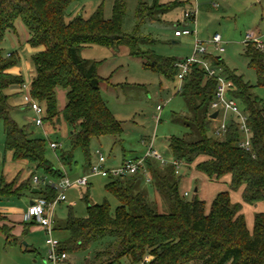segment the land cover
I'll return each mask as SVG.
<instances>
[{
	"label": "trees",
	"instance_id": "obj_1",
	"mask_svg": "<svg viewBox=\"0 0 264 264\" xmlns=\"http://www.w3.org/2000/svg\"><path fill=\"white\" fill-rule=\"evenodd\" d=\"M73 2L0 0V120L4 126V147L12 153L14 161H28L55 180L66 175L65 167L71 168L76 163V149H81L86 162L84 169L90 171L91 138L109 135L115 138V143L122 141V122L101 93L104 85L113 84L99 76L95 61L82 57L85 47L101 45L118 51L127 45L130 54L141 58L146 69L172 80L178 79L179 72L176 66L179 59L156 54L149 47L143 49L141 44L154 42L150 36L123 32V0H116L111 19L105 18L102 8L89 17L78 15L67 19ZM191 4V0H157L151 6L141 3L137 15L142 22L161 21L160 17L169 11ZM17 20L28 32L27 43L35 48L30 89L45 107L43 125L57 127L62 116L71 127L68 148H60L59 143L52 148L62 167L48 158L47 139L31 136L11 115L10 97L21 89L24 79L10 71L20 62L19 52L5 51L1 44L7 33L18 36ZM243 53L256 73V85L224 66L221 56L215 55L213 59L229 83V96L247 116L250 148L240 145L241 122L236 113L227 114L224 134L215 133L211 104L217 80L200 64H192L177 89L187 111L173 116V121L184 125L187 131L182 137L172 135L168 139L173 160L180 162L178 173L172 162L162 164L156 157L145 156L144 168L150 182L142 169L131 176L108 177L104 187L118 200L115 209L107 199L92 203L88 189L82 194L87 204L86 216H77L69 206L61 227L55 215L54 230L63 228L68 233L65 240L57 241L59 251L69 254L86 250L93 243L108 239L100 242L102 248L82 264H122L123 259L125 264H264V212L255 214L250 230L241 212L242 202H234L229 191L218 192L207 211L205 201L197 194L188 199L179 188L181 168H194L210 181L228 175L231 188L242 187L245 203L264 200V99L255 92L256 87L264 89V48H257L251 40L244 44ZM58 88L66 90L67 100L62 109L58 107ZM200 157L205 159L197 161ZM123 158L127 159L125 154ZM34 175L35 172L17 189H13L15 181L7 183L1 177L0 196L30 192L37 198L54 200L58 191L50 185L39 188L33 183ZM35 187L39 192L33 191ZM148 187L153 190V199ZM28 222L39 224L35 220Z\"/></svg>",
	"mask_w": 264,
	"mask_h": 264
},
{
	"label": "rangeland",
	"instance_id": "obj_2",
	"mask_svg": "<svg viewBox=\"0 0 264 264\" xmlns=\"http://www.w3.org/2000/svg\"><path fill=\"white\" fill-rule=\"evenodd\" d=\"M156 1L123 0L125 6L123 32L128 35L136 32L142 36H150L154 41L141 44L143 49L149 47L156 54L182 60L192 54L194 36L175 37L174 31L178 25L195 30L197 37L204 41L209 40L215 33H220L225 51L216 56H221L223 65L235 70L244 80L253 85L257 84L256 73L249 66L248 58L243 52L248 33L264 41V0H198L194 22L183 17L185 7H177L169 11L160 17L161 21L142 22L137 15L141 3L151 6ZM165 1L168 0H160V2ZM115 2L116 0H74L67 11V19L78 15L89 17L100 8L103 9L105 18L111 19ZM16 28L18 36L7 33L1 46L5 51L19 52L20 62L15 66L19 71L16 74L22 76L24 83L30 86L34 76L31 57L35 48L27 43L28 32L20 20L16 21ZM81 55L85 59L95 61L99 76L108 78L113 84L108 87L104 85L101 93L109 109L122 122L123 127L120 144L115 143V138L109 135L91 138L89 149L92 162L96 161L97 153L100 151L106 156L108 167L117 166L122 162L124 154L129 158L144 156L152 140L153 149L165 160L172 162L173 154L168 139L172 135L182 137L187 131L184 125L173 121L174 113L187 111L184 99L177 94L178 79L172 80L146 69L141 58L130 54L127 45L120 47L118 51L106 46L90 45L82 50ZM216 68L219 72L223 71L218 65ZM22 91L23 88L10 97V103L13 105L12 117L20 126L26 128L31 136L47 139L48 158L55 166L62 167L56 151L49 147V142L55 141L60 144V148H68L71 133L69 123L61 116L57 127L47 124L35 125L32 121L34 112L25 106ZM255 92L264 99L263 88L256 87ZM57 95L60 109L67 100L66 90L58 88ZM158 105L161 106V110H158ZM158 115L159 120H157ZM216 122L217 120L213 123ZM4 141V126L0 120V178L3 177L7 183L15 181L13 189H17L23 181L31 177L33 172L40 178L46 176L43 170H36L28 161H14L12 153L5 150ZM202 159L205 157H200L197 161ZM75 160L76 163L71 168H64L66 175L72 181L89 173L84 169L86 162L81 149L75 150ZM180 175L181 194L184 195L187 191L188 199L197 194L205 201L207 211L216 192L229 191L234 202H242L241 212L245 215L250 230L254 226L255 214L264 212V200L254 204L243 202L242 187L236 190L231 188L228 175L218 181H210L194 168L183 167ZM53 180L58 185L62 184L61 181ZM106 180L105 177L92 176L88 186L74 185L68 188L65 192L67 199L56 207L58 224L64 226L69 206L77 216H86L87 204L82 199V194L88 189L92 203H101L107 199L115 209L119 202L106 191L104 187ZM38 186L45 188L46 183ZM196 188L198 192L195 191ZM148 189L153 199L155 197L153 190L149 187ZM37 196L30 192L20 196L15 194L9 197L0 196V264H50L44 262L48 249L46 243L48 233L41 225L26 220L30 200L36 199ZM67 236L68 233L63 228L56 229L52 233L56 241H63ZM106 240L108 239L95 242L86 250L69 253L64 264H82L87 257L93 255L95 250L102 248ZM121 262L125 264L124 259Z\"/></svg>",
	"mask_w": 264,
	"mask_h": 264
},
{
	"label": "built area",
	"instance_id": "obj_3",
	"mask_svg": "<svg viewBox=\"0 0 264 264\" xmlns=\"http://www.w3.org/2000/svg\"><path fill=\"white\" fill-rule=\"evenodd\" d=\"M191 2L192 4L190 6L185 7L183 17L194 22L197 13L198 0H191ZM184 35L194 36V45L193 52L190 56H187L186 58L176 62V66L179 68L178 79L180 86L184 75L187 73L190 66L194 63L200 64V66L205 69L209 76L217 80L215 98L211 104L212 111L218 112L217 117L213 119L214 121L217 120V122L214 124L215 133L218 135L224 134L227 126V114L230 112L236 113L240 116L241 122L240 130L242 136L240 145L245 148H250L251 131L247 125V116L239 106V103L229 96V83L225 76H223L221 72L218 71L216 65L214 64L213 56L225 51L221 34L215 33L209 40L204 41L197 37L195 30L189 27H180L178 25L177 29L174 31V36L181 37ZM251 40L256 42L257 48H264V41L260 40L254 34L248 33L246 35L245 43ZM21 88H23L22 93L25 106L34 112V117L32 119L33 123L37 126H43L45 107L41 102L32 96L29 85L23 82L21 84ZM157 108L158 110H161L160 105H158ZM157 120H159V115L157 116ZM152 144L153 140L144 156L137 159L127 158L119 165L111 167H108L106 156L102 152L98 151L96 161L92 163L88 174L82 175L74 181L65 175L62 179L58 180L62 182L60 185H58L53 179L48 178V176L43 178H40L36 174L33 176L34 184L46 183V185H50L58 191L56 198L52 201H48L43 197L36 198L33 204L28 205L26 211V220H35L48 233V237L46 239L48 249L47 256L44 258L45 263L64 264L68 259V254L64 251L58 250V242L52 237V233L54 231L56 207L59 203L67 199L65 194L66 190L74 185H87L89 183L90 177L92 176H101L105 178L131 176L134 175L139 169L143 170L146 181L150 182L151 179L149 174L144 168L145 156L156 157L161 161L162 164L168 163L167 160H165L160 154L157 153L156 150L153 149ZM57 146L58 143L50 142L51 148H56ZM172 163L177 167L178 173L180 162L173 160ZM184 195H188V192H184Z\"/></svg>",
	"mask_w": 264,
	"mask_h": 264
},
{
	"label": "water",
	"instance_id": "obj_4",
	"mask_svg": "<svg viewBox=\"0 0 264 264\" xmlns=\"http://www.w3.org/2000/svg\"><path fill=\"white\" fill-rule=\"evenodd\" d=\"M217 115H218V112L217 111H215V112H213L212 114H211V118H216L217 117ZM33 191H35V192H39V189L38 188H33ZM195 191H197V189H195ZM35 202V199H31L30 200V204H33Z\"/></svg>",
	"mask_w": 264,
	"mask_h": 264
},
{
	"label": "crops",
	"instance_id": "obj_5",
	"mask_svg": "<svg viewBox=\"0 0 264 264\" xmlns=\"http://www.w3.org/2000/svg\"><path fill=\"white\" fill-rule=\"evenodd\" d=\"M27 37H28V35H27ZM27 37H26V38H27ZM10 71L16 74V73H17V71H19V68H18V67H13V68H12ZM63 107H64V106H62L60 109H62ZM126 158H129V157H127V156H126ZM123 159H124V158H122V161H123ZM196 189H197V191H196V192H198V188H196ZM185 192H186V191H185ZM216 193H217V192H216ZM216 193L213 195V198H212V199H214V198H215V196H216Z\"/></svg>",
	"mask_w": 264,
	"mask_h": 264
}]
</instances>
